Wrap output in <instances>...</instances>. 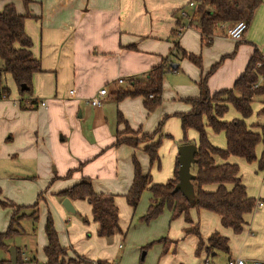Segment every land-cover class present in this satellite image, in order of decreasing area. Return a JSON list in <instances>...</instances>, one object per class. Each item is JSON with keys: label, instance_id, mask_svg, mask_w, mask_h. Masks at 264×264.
Here are the masks:
<instances>
[{"label": "crops", "instance_id": "crops-1", "mask_svg": "<svg viewBox=\"0 0 264 264\" xmlns=\"http://www.w3.org/2000/svg\"><path fill=\"white\" fill-rule=\"evenodd\" d=\"M27 1L28 3L25 4L24 0H0V11L6 4L11 3L18 14L28 15L24 30L32 41L31 52L41 64V72L32 76L30 97L43 100L45 105L30 111L20 108L19 100L23 96L19 94H17L18 103L15 102V105L7 102L8 97L0 99V129H3V133H33L41 129L42 134L46 133L53 142L62 143L59 145L65 152L61 154L58 164L53 160L54 165L51 167L52 171H57L58 177H67L70 181L57 192L86 178L91 181L97 193L112 195L118 211L121 233L109 239L98 237L97 223L92 220L93 233L100 241L111 244L114 238H122L123 234L125 235L119 211V207L123 206V200L116 198L119 194L115 184L104 188L98 183L99 177L105 173L117 177L118 162L124 163L125 168L128 160L132 165V158L137 152L142 171L153 175V179L151 175L152 183H165L173 176L177 149L179 145L184 144L183 135L178 136L176 141H167L162 146L160 156L161 139L158 148L159 161L150 164L148 155L144 151L148 142H142L135 148L123 144L113 145L115 132L121 131L124 127L122 124H117V113L122 115L132 130H140L143 133L154 131L160 119L166 116L160 135L172 138L170 127L175 125V118L179 119L175 114L190 110L184 100L199 96L198 82L211 65L220 61L215 71L207 78L210 93H215L233 86L234 81L245 70L254 50L264 51V0H261L240 40L228 38L226 27L222 26L214 32L211 43L204 45L198 30L190 26L182 30L177 38L179 46L186 52L199 56L202 67L198 68L185 58H173L176 67L173 68L172 64V70L166 73L163 79L161 103L152 112L146 111L141 96L116 100V90L120 87H128L129 80L143 81L151 67L162 57L170 52L174 53L173 43L169 37L171 30L175 28L178 14L176 12L181 7L186 8L192 0ZM119 78L123 79L120 84L126 81L125 86L116 83ZM109 83H112V87L106 88L107 94L100 97V104L89 105L87 100ZM70 89L74 93L69 96ZM82 99L87 104L83 105ZM64 100L68 103L65 106L66 110L62 111L61 101ZM112 100L116 101L115 108L112 109L113 115L106 118L104 107ZM254 101L256 106L251 104L252 114L245 119L249 127L260 125L264 120L258 113L262 106L260 101L258 99ZM229 107L233 109L231 105L228 109ZM11 112L15 115L12 121L13 128L6 121L7 113ZM234 118H240L236 110L232 111L229 117L223 115L221 119L231 121ZM254 130L258 131V129ZM205 131L213 146L225 148V138H219L207 126ZM88 134L92 137L89 138ZM190 137L189 143L196 145L197 133L196 135L192 133ZM260 151L261 148L258 153L255 152L256 156H259ZM244 161L237 156H229L226 160L228 163L238 165L247 196L262 202V205L255 206L251 213L244 216L245 224L241 231L234 233L231 228L222 226L220 217L210 211L191 208L188 210L189 222L185 221L183 214L170 218L169 230L172 234L170 237H163L160 241L163 252L159 264H214V258L223 253L219 251L209 253L205 250L208 238L214 232L227 238L228 253H223L225 264L227 260L236 258L244 259L245 264L254 259L264 260V171L248 168ZM222 162L220 159L217 160L219 164ZM153 165L156 168L161 166L165 171L164 179L169 176L170 178L165 181L156 178V170L150 172ZM244 165L247 171L253 169V175L243 176ZM69 171L70 175L66 176ZM132 177L133 169L131 176L126 178L125 184L118 185L121 187L119 190L123 197L129 189ZM52 178L56 176L53 175ZM58 199L61 202L63 198L58 197ZM70 201L75 213L66 212L73 215L77 213L78 201L81 200L70 199ZM88 209L92 219L89 204ZM69 220L71 221L68 218L66 222ZM194 227L199 233L198 236L185 232L186 228ZM199 241L202 242V246L196 253ZM71 246L73 249V245ZM120 248L121 244H119ZM143 251L141 259L146 254L145 250ZM74 252L76 253V249ZM21 255L26 262L28 259L22 250ZM74 255L83 256L92 262L115 263L112 257L94 259L79 252ZM5 257L9 260L8 251Z\"/></svg>", "mask_w": 264, "mask_h": 264}, {"label": "trees", "instance_id": "trees-1", "mask_svg": "<svg viewBox=\"0 0 264 264\" xmlns=\"http://www.w3.org/2000/svg\"><path fill=\"white\" fill-rule=\"evenodd\" d=\"M196 2V8L192 12L189 26L199 31L204 45H209L214 32L219 27H231L238 21H244L247 25L251 23L255 10L261 0H192ZM25 4L28 3L24 0ZM181 7L177 10L184 9ZM175 13V15H176ZM175 28L171 30L169 39L173 43L174 53L170 52L151 67L143 81L129 80L126 88H117L116 100L126 97L141 96L142 103L147 112H152L161 103L163 79L166 73L172 70L173 58L187 59L198 68H201V58L186 52L179 46L177 38L181 31L180 26L184 19L176 15ZM28 15L18 14L13 4H6L0 11V77L9 74L17 88L18 94H32V76L41 72L39 59L31 52L32 41L24 30L25 19ZM246 28V29H247ZM220 61L211 65L209 70L203 73L198 82L199 96L188 98L184 101L189 105L187 112L176 113L180 120L182 130V142L189 143L186 131L193 129L197 133V150L194 155L195 162L191 164L190 171L194 175L191 181L194 190L192 202H188L179 191H174L178 181V163L176 161L173 176L165 183H152L149 172L144 173L135 157L132 158L133 177L125 200L133 209L136 207L143 190L150 193V203L144 220L157 218L164 208L171 211V218L183 214L186 222H189L188 210L204 209L220 217L222 226L231 228L234 233H239L245 224L244 216L255 207V199L247 196L245 186L241 182L239 167L237 164L226 162L229 156H237L246 162L256 161L257 170L264 171V120L260 125L249 127L245 119L252 114L251 104L255 99L262 105L259 115L264 119V51L254 50L245 70L234 81L230 89H224L210 93L207 87L208 76L215 71ZM24 84L27 90L21 91L20 86ZM10 90L6 85L0 84V99L7 98ZM36 100L32 101L35 104ZM231 105L239 114L240 118L231 121H223L221 118ZM21 109H33L26 107L19 100ZM166 118L163 117L157 128L151 133H143L140 130H132L120 113H117V124H122L123 131L115 132L113 145H127L137 147L142 142H148L144 151L147 153L149 163L159 161L158 148L161 142V125ZM211 128L213 132H221L224 135L225 148L213 146L208 140L205 127ZM254 129H258L255 131ZM156 138V140H155ZM261 144L259 156L255 149ZM222 163H217V160ZM70 171L67 172L68 176ZM214 186L213 190H207V186ZM59 198L71 200H85L91 206L92 220L97 223L96 234L98 237L109 239L117 233H121L119 217L112 195L97 193L89 179H82L74 185L57 193ZM2 205H7L1 202ZM15 208L20 206L13 205ZM11 216L9 227L0 232V250H6L5 241L16 236L19 232L14 228L15 224L24 216L16 215V209ZM34 213V212H33ZM36 220V216L33 217ZM86 221V219H84ZM186 233L199 235L197 229L186 228ZM44 234L46 244L43 247V255L46 264H70L81 263L78 259H67V249L63 247L53 225L51 215L48 213L44 223ZM206 252L228 253L227 238L218 232L212 233L207 241ZM202 242L199 241L196 253H198ZM3 261H0L2 264ZM9 264L10 262L7 261ZM17 264H24L20 255L17 254ZM89 264V263H88ZM96 264H109L97 261Z\"/></svg>", "mask_w": 264, "mask_h": 264}, {"label": "rangeland", "instance_id": "rangeland-1", "mask_svg": "<svg viewBox=\"0 0 264 264\" xmlns=\"http://www.w3.org/2000/svg\"><path fill=\"white\" fill-rule=\"evenodd\" d=\"M185 9L188 10V6ZM0 84L10 88V94L6 99L7 102L12 105H15V102L18 103V92L11 76L9 74H3L0 77ZM120 85L125 86L126 81ZM111 87L112 83L105 85L107 89ZM27 97L28 94L25 93L22 99H26ZM68 100L71 101V99ZM67 103L68 101L66 100L61 101L62 111L66 110L65 106ZM82 103L83 105L87 104L83 99ZM115 104L116 101L112 100L108 102V106L104 107L106 118H110L113 115L112 109L115 108ZM253 105L256 106V103H253ZM233 109L229 107L224 116L229 117L232 111L235 110ZM34 110L36 111L37 109ZM30 111L33 110L30 109ZM14 118L15 115L12 112L7 113L6 121L12 128L14 127L12 122ZM174 123L175 125L170 127L173 132L170 133L172 138H166L163 134L161 136L160 156L162 146L167 141H176L178 140V136L180 137L182 135L179 119L175 118ZM162 128L163 125H161ZM192 133L196 135L193 129L186 131L187 139H191L190 135ZM214 134L219 138H224L221 132H214ZM88 137L91 138V134H88ZM57 138H59V135H57ZM59 143L61 142H53L46 136V133L42 134L41 129L35 130L33 133H3V129H0V232L6 231L9 227L15 208L13 205L20 206V208H15L17 216L24 215L14 225V228L19 234L5 241L7 248L9 246L18 247L15 248L16 255H20L21 258V250L24 251L25 257L28 259L26 262L22 259L24 264H46L43 255V247L45 245L44 223L49 213L52 217L58 240L67 249L66 258L81 260V263L70 264H96V262H92L83 256L74 255L78 252L85 253L86 256L94 259L99 257H112L116 264H159L160 255L163 252L160 241L163 237H170L172 234V231L169 230L171 212L165 208L157 218L146 222L144 216L147 212L150 198V193L147 189L141 193L134 209L126 204L124 197L120 195L119 188L121 187L118 185L125 184L126 178L131 176L133 164L131 165V162L128 160L127 167L125 168L126 165L124 163L118 162L117 177L106 175V173L99 177L100 180H98V183L102 184L104 188L115 184L118 189L117 194H119L116 198L123 200V206L121 208L119 207V211L122 217L121 221L123 222L122 226L125 235L123 234L122 238H114L111 244H106L100 241L93 233L94 223L89 215L90 210L88 209V204L85 201H78L77 213L71 215L64 210L57 197V191L62 189L70 181L67 177H58L57 171H52L51 165H54L53 160L58 164L61 154L65 152V150L61 149ZM260 148L261 144H258L255 152L258 153ZM135 158L138 159V162L140 161L137 152ZM244 162L248 168L252 167L257 170L256 161ZM245 165L242 168L243 176L253 175V169H248L249 171H247ZM154 170H156V178L164 179L165 171H163L161 166L156 168L153 165L150 172ZM53 175L56 178L53 179ZM168 178L170 176L166 177L163 181ZM206 189L213 190L214 186H207ZM1 202L7 205H2ZM34 216H36V220L33 219ZM68 218L71 221L66 222ZM119 244H121L120 249ZM71 245H73L74 250L76 249V253ZM143 250H145L146 254L141 259ZM6 252L7 249L0 250V261H3L2 264H9L7 262L9 260L5 257ZM225 261L223 253H220L214 258V264H225Z\"/></svg>", "mask_w": 264, "mask_h": 264}, {"label": "water", "instance_id": "water-1", "mask_svg": "<svg viewBox=\"0 0 264 264\" xmlns=\"http://www.w3.org/2000/svg\"><path fill=\"white\" fill-rule=\"evenodd\" d=\"M173 68L176 67L175 64L172 65ZM21 91L27 90V86L22 84L20 86ZM197 147L193 143H185L179 145L177 149V163H178V181L175 184L174 191H179L182 196L188 201L192 202L194 197V190L191 181L194 175L190 171V166L195 162L194 155L196 153ZM61 205L65 211L69 213H75V209L69 198L65 197L61 201ZM9 253L10 264H17L16 249L14 246H9L7 248Z\"/></svg>", "mask_w": 264, "mask_h": 264}, {"label": "built area", "instance_id": "built-area-1", "mask_svg": "<svg viewBox=\"0 0 264 264\" xmlns=\"http://www.w3.org/2000/svg\"><path fill=\"white\" fill-rule=\"evenodd\" d=\"M188 10L187 9H181L179 10L178 14L180 17L184 19V24L180 26V31L184 30L185 28L189 27V21L192 18V12L196 8V2L195 1H190L188 4ZM247 28V25L244 21H238L235 24H233L231 27L226 28V36L232 40H240L243 33L245 32ZM263 55V52H262ZM123 82L122 78L117 79V84H120ZM74 91L72 89L69 90V94L72 95ZM107 94L106 88L103 87L99 89L96 93L95 96L91 97L90 99L87 100V103L91 106H96L100 104V97H104ZM22 99V98H21ZM36 99L31 98L28 96L26 99H22V103L26 107H32L36 108L38 106H44L45 102L43 100H36L35 104L32 103ZM262 202L256 201L255 206H261ZM226 264H245V260L241 258H236V259H229L227 260ZM248 264H264V260L262 259H254L250 260Z\"/></svg>", "mask_w": 264, "mask_h": 264}]
</instances>
